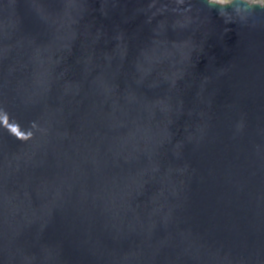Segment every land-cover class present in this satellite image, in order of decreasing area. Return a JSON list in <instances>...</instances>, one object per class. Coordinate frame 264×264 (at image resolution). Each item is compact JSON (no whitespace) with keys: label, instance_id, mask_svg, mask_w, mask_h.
Instances as JSON below:
<instances>
[{"label":"water","instance_id":"1","mask_svg":"<svg viewBox=\"0 0 264 264\" xmlns=\"http://www.w3.org/2000/svg\"><path fill=\"white\" fill-rule=\"evenodd\" d=\"M0 264H264V4L0 0Z\"/></svg>","mask_w":264,"mask_h":264},{"label":"rangeland","instance_id":"2","mask_svg":"<svg viewBox=\"0 0 264 264\" xmlns=\"http://www.w3.org/2000/svg\"><path fill=\"white\" fill-rule=\"evenodd\" d=\"M213 1H216V2H219V3H229L232 0H213ZM245 1H248V2H251V3H262V4H264V0H245Z\"/></svg>","mask_w":264,"mask_h":264}]
</instances>
